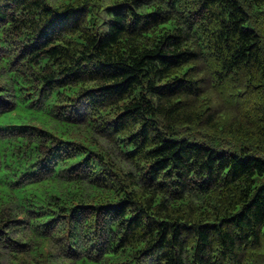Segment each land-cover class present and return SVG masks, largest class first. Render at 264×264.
Returning a JSON list of instances; mask_svg holds the SVG:
<instances>
[{
  "label": "trees",
  "instance_id": "obj_1",
  "mask_svg": "<svg viewBox=\"0 0 264 264\" xmlns=\"http://www.w3.org/2000/svg\"><path fill=\"white\" fill-rule=\"evenodd\" d=\"M264 264V0H0V264Z\"/></svg>",
  "mask_w": 264,
  "mask_h": 264
},
{
  "label": "rangeland",
  "instance_id": "obj_2",
  "mask_svg": "<svg viewBox=\"0 0 264 264\" xmlns=\"http://www.w3.org/2000/svg\"><path fill=\"white\" fill-rule=\"evenodd\" d=\"M2 264H6V261L2 262Z\"/></svg>",
  "mask_w": 264,
  "mask_h": 264
}]
</instances>
